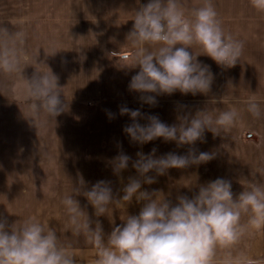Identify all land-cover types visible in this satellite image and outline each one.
I'll return each instance as SVG.
<instances>
[{
  "label": "clouds",
  "instance_id": "9594fccd",
  "mask_svg": "<svg viewBox=\"0 0 264 264\" xmlns=\"http://www.w3.org/2000/svg\"><path fill=\"white\" fill-rule=\"evenodd\" d=\"M257 13H264V0H250ZM133 28L127 35L134 49L132 65L140 71L132 77L129 89L141 93V101L157 103L150 93L208 94L214 79L210 67L198 61L199 55L210 57L224 68L234 67L243 55L244 43L227 33L213 3L202 0L198 7L187 9L182 0H149L135 11ZM26 33L9 32L0 26V74L22 76L26 81L25 96L31 119L36 125L41 113L55 119L67 105L61 100L58 77L51 70L37 71L31 79L22 73V64L29 57L23 50ZM193 46L200 49L194 54ZM154 50H149V48ZM191 49V51H189ZM123 59L127 60L128 57ZM245 111L256 120L264 118V107L255 96L246 103ZM133 123L123 131L133 142L144 144L156 138L175 141L178 146H193L204 142L205 131L224 135L243 118L241 110L230 108L214 114L197 111L194 116L178 117V125H167L158 116H147L149 123L137 122L139 109L120 108ZM111 113L109 117L112 118ZM156 149L145 155L137 153L132 164L138 177H130L117 199L110 181H97L90 190H83L86 181L79 178L72 194L60 199L67 214L72 235L83 238L96 250L94 264H264V259L247 255L241 245L250 237L264 231V183H250L234 196L229 180L217 178L198 186L191 198L177 197L173 203L158 190H141L142 184L156 180L150 171L165 175L168 169H184L214 158V153L196 154L190 148L187 155L167 153L155 157ZM131 157L122 151L113 158L117 176L126 170ZM55 195V194H53ZM83 195L94 208L95 216H107L112 205L135 198L143 202L138 215H127L123 223L105 234L99 220L93 221L80 206L76 196ZM94 224V227H93ZM69 245L61 242L55 228L29 217L21 223L8 224L0 219V264H78Z\"/></svg>",
  "mask_w": 264,
  "mask_h": 264
},
{
  "label": "crops",
  "instance_id": "0c3cea01",
  "mask_svg": "<svg viewBox=\"0 0 264 264\" xmlns=\"http://www.w3.org/2000/svg\"><path fill=\"white\" fill-rule=\"evenodd\" d=\"M16 1L23 3L25 0ZM26 1L31 2L33 19H47L46 32L50 40L47 47L50 52L44 72L51 70L58 77L61 96L95 102L96 107L113 114L112 121L118 125V130L124 129L125 124L133 123L128 114H120L121 107L139 109L142 117H138L137 122L142 126L149 123L147 116L152 115L171 126L180 123L178 117L194 116L197 111L210 110L214 114L230 108L242 111V120L230 132L217 136L206 130L204 142L198 140L193 146H178L175 141L166 142L158 138V143L167 148L166 152L155 153L156 158L170 152L187 155L188 148H194L197 155L200 152L215 155L210 161L199 165L168 169L165 175L150 171L147 175L154 177L156 182L142 184V191L158 190L160 198L165 196L176 203L178 196L191 198L198 192L199 185L217 178L231 182L234 196H238L250 183H264V118L256 120L245 111L248 99L253 96L264 107V13H257L251 7L250 0H213L225 31L244 43L240 61L234 67L224 68L210 57L199 55L198 61L208 65L214 76L209 93L192 95L182 94L178 90L171 95L150 93L157 101L154 106L141 101V93L129 89L132 77L140 69L138 66L130 67L134 49L127 41V35L133 28L135 11L149 0ZM182 2L190 9L200 6L202 0ZM7 16V8L0 9V18ZM36 48L39 49L38 46ZM149 50L154 49L150 47ZM192 51L194 54L200 53L196 46ZM124 57L129 59L125 60ZM26 66L30 67L29 70L26 68L30 78L36 70L40 71L39 60L34 56L28 59ZM17 77L20 79L21 76ZM25 87L21 88L25 90ZM19 91L20 86H17L15 97H25ZM25 120L31 123L30 138L0 137V219L13 224L29 217L35 218L55 228L61 242L71 246L78 264H94L95 248L86 244L82 237L77 239L72 235L60 199L65 194H72L80 177L86 181L83 190H90L97 181H110L113 194L119 199L128 179L139 175L132 166L138 159L137 153H124L131 160L128 168L117 176L111 162L119 154H96L89 156L93 159L78 160L73 159L70 153H56L57 145H66L56 138V117L50 119L42 113V126L40 122L35 125L28 108L21 114L13 115L12 120L8 118L7 122L20 123ZM0 123H4L2 117ZM16 127L19 131L23 130ZM7 129V134H10V127L7 126ZM40 146L45 152H41ZM73 161L100 164L73 165ZM75 198L90 219L100 221L106 235L114 226L121 225L127 215H138L143 204L137 203L134 198L129 204L112 205L107 216L96 217L94 208L83 195ZM241 248L250 257L264 259V231L247 239Z\"/></svg>",
  "mask_w": 264,
  "mask_h": 264
},
{
  "label": "rangeland",
  "instance_id": "374dc122",
  "mask_svg": "<svg viewBox=\"0 0 264 264\" xmlns=\"http://www.w3.org/2000/svg\"><path fill=\"white\" fill-rule=\"evenodd\" d=\"M18 5L22 6L17 8ZM5 7L7 8L8 16L0 18V26L8 28L9 32L24 31L26 33L23 50L29 58L34 56L39 60L38 68L41 72H44L47 68V59L50 52L47 47L48 41H50L46 32L47 19L32 18L30 1L25 0L23 3H19L16 0H0V9H5ZM33 45H37L39 49L37 50V46L33 47ZM22 68H24L22 75L26 79H31L26 70V68L29 70L30 67L26 66V62ZM0 75V117L4 121V123H0V137L23 136L30 138L32 136L31 123H27L26 120L20 123L7 122L8 118L12 120L13 115L21 114L29 108L26 96L20 99L15 97L17 86H20L19 93L25 95V90L21 87L26 86V81L22 76L19 79L17 75L11 77ZM21 80L23 83H21ZM11 93L13 94L11 95ZM16 100L21 102L16 104ZM61 100L67 107L66 111L56 117V138L61 143H66V145H57L56 153H70L73 155V159L89 160L93 159L89 157L91 155L120 154L121 151L135 154L138 152L151 153L153 149H156L155 153L166 152L167 147L159 144L160 140L158 138L153 140L155 143L153 141L147 142L148 144L133 142L123 131V128L118 130V125L113 123L112 118L109 117L110 112L102 110L101 107H96L95 102L85 99H65L62 96ZM16 125L23 130L19 131ZM112 125H116V127L113 128ZM7 126L10 127V134H7ZM40 148L41 152H45L42 151L44 149L42 146ZM186 150L187 147H185ZM75 164H87L89 166L100 163L73 161V165Z\"/></svg>",
  "mask_w": 264,
  "mask_h": 264
}]
</instances>
